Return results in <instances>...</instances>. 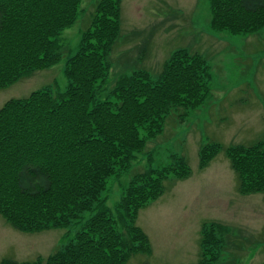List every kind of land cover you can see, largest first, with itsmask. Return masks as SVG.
Masks as SVG:
<instances>
[{
  "label": "trees",
  "instance_id": "1",
  "mask_svg": "<svg viewBox=\"0 0 264 264\" xmlns=\"http://www.w3.org/2000/svg\"><path fill=\"white\" fill-rule=\"evenodd\" d=\"M81 0H0V89L61 58V32L79 15ZM210 27L231 35L264 28V0H208ZM121 0H97L77 51L65 64L63 92L50 86L0 110V215L15 230L65 227L84 212L93 215L74 239L46 260L0 264H127L148 254L146 234L135 225L138 212L159 199L172 175L186 179L184 160L133 176L113 217L101 194L107 180L130 168L146 142L161 135L172 109L194 110L208 95L209 69L198 54L178 49L156 81L146 70L121 76L110 95L98 100L120 35ZM221 146L200 150L205 168ZM226 156L242 195H264V148L231 146ZM148 157V162L151 161ZM203 227L199 264L219 259L224 240ZM226 245V244H225Z\"/></svg>",
  "mask_w": 264,
  "mask_h": 264
},
{
  "label": "rangeland",
  "instance_id": "2",
  "mask_svg": "<svg viewBox=\"0 0 264 264\" xmlns=\"http://www.w3.org/2000/svg\"><path fill=\"white\" fill-rule=\"evenodd\" d=\"M97 0H81L76 22L59 36L60 60L0 89V110L11 99L28 97L50 86L63 92L67 59L78 49ZM208 0H121L120 35L109 55V72L97 99H106L117 80L146 70L156 81L164 63L178 49L205 60L208 95L194 110L172 109L163 133L146 142L130 168L107 180L101 198L113 217L133 176L149 168L170 167L182 159L186 179L172 175L163 195L138 212L135 225L147 236L150 252L131 255L127 264H199L203 227L224 240L211 264H264V195H242L226 150L260 143L264 148V28L250 35L211 29ZM221 146L200 169V150ZM151 156L150 163L148 157ZM93 215L84 212L69 225L38 232L13 229L0 215V261L46 260L64 249ZM226 244V245H225Z\"/></svg>",
  "mask_w": 264,
  "mask_h": 264
}]
</instances>
